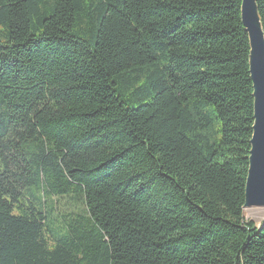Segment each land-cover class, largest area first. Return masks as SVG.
Wrapping results in <instances>:
<instances>
[{
  "label": "trees",
  "instance_id": "obj_1",
  "mask_svg": "<svg viewBox=\"0 0 264 264\" xmlns=\"http://www.w3.org/2000/svg\"><path fill=\"white\" fill-rule=\"evenodd\" d=\"M240 6L0 0V264H264Z\"/></svg>",
  "mask_w": 264,
  "mask_h": 264
},
{
  "label": "water",
  "instance_id": "obj_2",
  "mask_svg": "<svg viewBox=\"0 0 264 264\" xmlns=\"http://www.w3.org/2000/svg\"><path fill=\"white\" fill-rule=\"evenodd\" d=\"M240 15L249 42L248 68L253 97L244 211L250 208L264 209V34L256 0H241Z\"/></svg>",
  "mask_w": 264,
  "mask_h": 264
},
{
  "label": "rangeland",
  "instance_id": "obj_3",
  "mask_svg": "<svg viewBox=\"0 0 264 264\" xmlns=\"http://www.w3.org/2000/svg\"><path fill=\"white\" fill-rule=\"evenodd\" d=\"M45 203L48 207L54 206L51 217L58 222H60L64 216L81 212V205L71 198H50L46 199ZM243 216L246 221H251L256 227H259L264 221V209L250 208L243 211Z\"/></svg>",
  "mask_w": 264,
  "mask_h": 264
}]
</instances>
